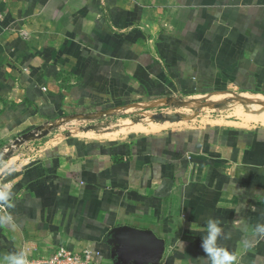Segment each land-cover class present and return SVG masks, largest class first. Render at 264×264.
<instances>
[{
  "label": "crops",
  "instance_id": "obj_1",
  "mask_svg": "<svg viewBox=\"0 0 264 264\" xmlns=\"http://www.w3.org/2000/svg\"><path fill=\"white\" fill-rule=\"evenodd\" d=\"M117 226L264 264V0H0V264Z\"/></svg>",
  "mask_w": 264,
  "mask_h": 264
},
{
  "label": "water",
  "instance_id": "obj_2",
  "mask_svg": "<svg viewBox=\"0 0 264 264\" xmlns=\"http://www.w3.org/2000/svg\"><path fill=\"white\" fill-rule=\"evenodd\" d=\"M109 235L108 242L114 244L111 257L124 262L132 258L135 264H157L163 242L151 230L117 226L109 231Z\"/></svg>",
  "mask_w": 264,
  "mask_h": 264
},
{
  "label": "built area",
  "instance_id": "obj_3",
  "mask_svg": "<svg viewBox=\"0 0 264 264\" xmlns=\"http://www.w3.org/2000/svg\"><path fill=\"white\" fill-rule=\"evenodd\" d=\"M100 255L98 250L90 246L79 249L58 246L49 255H23L16 264H95Z\"/></svg>",
  "mask_w": 264,
  "mask_h": 264
},
{
  "label": "rangeland",
  "instance_id": "obj_4",
  "mask_svg": "<svg viewBox=\"0 0 264 264\" xmlns=\"http://www.w3.org/2000/svg\"><path fill=\"white\" fill-rule=\"evenodd\" d=\"M194 108L195 107H191L190 109H194ZM185 109H186V107H178L177 110L176 109H172V111L173 112L174 111H186ZM232 113H233L232 110H229V111L227 110V111L224 112L222 110L218 111L217 109H212V110H209L208 113L206 112L205 115L208 114L207 116L210 117V118H219L220 116L222 117V116H226V115H233ZM232 117H237V116L234 115Z\"/></svg>",
  "mask_w": 264,
  "mask_h": 264
}]
</instances>
